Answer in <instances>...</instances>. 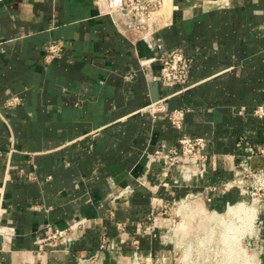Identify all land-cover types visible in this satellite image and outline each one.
I'll return each instance as SVG.
<instances>
[{"label": "crops", "instance_id": "crops-1", "mask_svg": "<svg viewBox=\"0 0 264 264\" xmlns=\"http://www.w3.org/2000/svg\"><path fill=\"white\" fill-rule=\"evenodd\" d=\"M143 20L110 13L105 0L0 1V264H78L103 236L118 238L117 220L130 237L120 261L106 254L105 263L130 264L133 240L161 252L141 233L152 199L223 185L242 160L264 168V0H166ZM54 40L64 52L46 61ZM176 47L192 58L182 93L160 80L159 57ZM14 95L20 103L8 105ZM166 96L169 110H188L182 130L143 110ZM183 133L209 143L208 170L189 185H174V174L162 183L150 156ZM248 200L218 191L208 208L225 215ZM257 216L255 262L264 264V211ZM79 219L88 222L78 234L38 242Z\"/></svg>", "mask_w": 264, "mask_h": 264}, {"label": "built area", "instance_id": "built-area-1", "mask_svg": "<svg viewBox=\"0 0 264 264\" xmlns=\"http://www.w3.org/2000/svg\"><path fill=\"white\" fill-rule=\"evenodd\" d=\"M165 3L166 0H120L118 6H115L113 1H109L108 5L110 13L120 12L142 21L150 19ZM144 24L145 21L142 25ZM64 49L65 42L62 40L48 42L45 46L46 61L61 56ZM159 61L161 83L166 87H180L178 93L185 91L188 88L192 58L186 55L182 48L176 47L162 54ZM171 96L152 102L143 110L154 118L166 114L171 125L182 130L188 110L185 107L169 110L167 101ZM20 101L21 98L14 95L8 100V105H16ZM256 114L264 115L263 109L259 108ZM249 151L251 154L256 152L252 147ZM209 160V143L202 137H191L184 133L180 135L176 147L158 148L150 156V162L163 166L161 182L164 183L166 177L174 174L173 182L177 186L189 185L191 181L201 179L208 170ZM235 189L250 197L249 201L245 202L247 205L255 207L259 212L264 211V168L254 169L244 160L238 164L233 178L223 185H208L178 199H167L161 205L152 199L151 210L141 223V233L143 236L149 235L152 239H158L165 247L169 246L170 248H165L169 254L157 258L154 251L144 254L138 249V241L133 240L132 243L136 248L133 250L130 264H240L236 257L230 259L227 240L222 238L225 229L224 215L215 208H208L218 191L225 193ZM132 191L127 187L114 198L120 199ZM230 206L231 204L228 203L227 209ZM257 217L256 214L252 226L243 236V239L247 240L249 249L256 248ZM87 222L85 219H79L66 228L49 227L46 235L38 242L54 245L67 239L69 235L78 234ZM234 222L237 225V220ZM116 228L119 232L118 238L103 236L94 254L79 258L78 264H106V254L120 261L122 252L120 246L126 244L130 236L126 222L117 220ZM216 235H219V239L215 241ZM240 245H243L242 242ZM244 263L256 264L255 256L254 259L249 258Z\"/></svg>", "mask_w": 264, "mask_h": 264}, {"label": "bare ground", "instance_id": "bare-ground-1", "mask_svg": "<svg viewBox=\"0 0 264 264\" xmlns=\"http://www.w3.org/2000/svg\"><path fill=\"white\" fill-rule=\"evenodd\" d=\"M106 2L108 4V0H106ZM256 214V208L247 205L245 202H240L233 206L231 205L224 215V218H227V220H224V223L226 224L225 227H227L228 229L226 234L231 232L232 234H234V237L236 236L235 238L239 240V237L242 238L245 235L246 231H248L249 227L252 226L253 220H255L256 218ZM234 220H237V225L235 224ZM251 257L253 258V256ZM247 259H249V255L246 254V260Z\"/></svg>", "mask_w": 264, "mask_h": 264}, {"label": "rangeland", "instance_id": "rangeland-1", "mask_svg": "<svg viewBox=\"0 0 264 264\" xmlns=\"http://www.w3.org/2000/svg\"><path fill=\"white\" fill-rule=\"evenodd\" d=\"M106 1V0H105ZM110 2H114L115 6H118V4L120 3V0H108V3ZM248 196V195H247ZM250 199V197H249ZM249 201V200H248ZM225 224V223H224ZM226 226V224H225ZM224 226V232L222 234V238L226 241V243L228 244V249H229V253H230V259H233V257H236L240 264H245V260H246V254L249 255V258H252L251 256H253L252 259H254V256L255 258L257 257V255H255V250L254 249H249V247H247V240L246 239H243V237H239V240L237 238L234 237V234H232L231 232H229L228 234H226L227 232V227ZM217 239H219V235H216L214 237V240L216 241ZM238 240V241H237ZM233 242V243H232ZM242 242V246L240 245V243ZM160 243V241H159ZM160 245L162 246V249H161V252H155L154 254L156 255V258L159 256V257H162V256H165V255H168L169 252L167 249L165 248H170L169 246L165 247L163 246L161 243ZM235 245V246H234ZM241 247V248H240ZM238 248V249H237ZM247 249V250H245ZM148 254V253H146ZM179 256V255H178ZM256 263V262H255Z\"/></svg>", "mask_w": 264, "mask_h": 264}]
</instances>
